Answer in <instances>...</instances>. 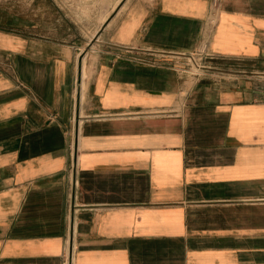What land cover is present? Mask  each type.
<instances>
[{
	"label": "crops",
	"instance_id": "1",
	"mask_svg": "<svg viewBox=\"0 0 264 264\" xmlns=\"http://www.w3.org/2000/svg\"><path fill=\"white\" fill-rule=\"evenodd\" d=\"M216 7L0 30V264H264V0Z\"/></svg>",
	"mask_w": 264,
	"mask_h": 264
},
{
	"label": "rangeland",
	"instance_id": "2",
	"mask_svg": "<svg viewBox=\"0 0 264 264\" xmlns=\"http://www.w3.org/2000/svg\"><path fill=\"white\" fill-rule=\"evenodd\" d=\"M109 2L110 0H0V30L7 33L18 30L27 32L31 21L39 25L37 33L43 34L45 28H48L46 23L55 21L67 12L73 13L79 22L83 21L87 27L86 24L95 12ZM87 30L90 31L89 28ZM206 65L210 66L208 63ZM181 75L188 76L182 73ZM257 85L258 91L264 96V79L258 81Z\"/></svg>",
	"mask_w": 264,
	"mask_h": 264
},
{
	"label": "built area",
	"instance_id": "3",
	"mask_svg": "<svg viewBox=\"0 0 264 264\" xmlns=\"http://www.w3.org/2000/svg\"><path fill=\"white\" fill-rule=\"evenodd\" d=\"M217 0L214 1L216 6ZM178 57L182 58L183 67L180 72L192 77H200L201 74L209 70V67L206 65V61L212 58V55L207 51V45L203 44L201 48L195 52L180 54ZM202 74V75H203ZM67 259L70 260L71 253L70 248L67 251Z\"/></svg>",
	"mask_w": 264,
	"mask_h": 264
}]
</instances>
